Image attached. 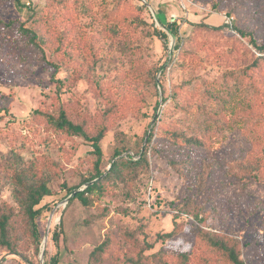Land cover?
I'll return each instance as SVG.
<instances>
[{
    "label": "rangeland",
    "instance_id": "374dc122",
    "mask_svg": "<svg viewBox=\"0 0 264 264\" xmlns=\"http://www.w3.org/2000/svg\"><path fill=\"white\" fill-rule=\"evenodd\" d=\"M20 1L0 6V20L44 31L45 50L55 66L0 59V207L9 204L19 211L9 170L16 160L26 170L43 156L57 162L58 171L48 181L57 194L45 198L41 205L49 206L38 219L43 243L52 216L44 261L57 254L59 264H123L128 255L138 258L128 234L146 258L127 264H156V253L173 260V252L191 251L193 244L185 234L159 238L174 228L176 209L170 203L176 201L187 204L181 219L186 232L199 225L234 238L246 264H264V55L258 58L250 38L214 28L227 14L264 43V0H189L187 10L178 1L152 0L164 10L163 23L151 13L154 25L147 11H139L138 0H62L71 9L54 28L44 13L54 0ZM172 23L179 25L181 39L171 32ZM155 28L167 32L168 40ZM176 53L200 62L180 68L170 64ZM162 64L169 68L157 72V84L147 82L143 72ZM137 75L143 79L138 85L131 82ZM6 102L9 113L2 109ZM61 103L87 120L90 133L107 127L104 171L116 148H129L122 154L127 156L143 138L145 146L156 121L157 136L173 130L205 137L212 159L198 170L150 154V171L137 181L112 187L88 206L79 200L66 203L61 195L95 172V156L82 136L55 135L32 120L33 110L57 113ZM251 130L260 138L249 148L244 140ZM62 220L56 244L52 236ZM107 238L111 246L99 260L91 259ZM42 243L37 250L23 242V253L0 247V264H42ZM148 243L153 247L145 249Z\"/></svg>",
    "mask_w": 264,
    "mask_h": 264
},
{
    "label": "trees",
    "instance_id": "16d2710c",
    "mask_svg": "<svg viewBox=\"0 0 264 264\" xmlns=\"http://www.w3.org/2000/svg\"><path fill=\"white\" fill-rule=\"evenodd\" d=\"M10 0H0V6H5ZM139 1V11L141 13L148 12L152 19L151 24H155L152 16V11L149 6L143 1ZM159 15L160 21L163 23L161 14L164 10L158 3L155 5L152 0H147ZM173 1V0H169ZM17 5H21L20 0H16ZM71 8L62 0H54L49 2L44 8L45 18L48 19L49 28H54L61 20H65L67 13ZM227 15V14H226ZM231 17L230 15H227ZM139 18V17H138ZM144 22V21H143ZM208 26L206 23H199V27ZM217 30L227 29L235 35L244 38H250V42L258 49V57L261 59L264 55V43L259 44L253 33L248 29L234 24V19L231 22L224 20V23L218 27ZM170 30L176 36H179V25L172 23ZM156 34L163 39L168 40V33L155 28ZM48 44V39L44 31L34 29L33 27H26L20 21H12L5 23L0 20V59L4 60L5 56H11L16 60L31 65H41L44 67L55 66L45 50ZM180 43L178 44V47ZM180 68H196L199 64V59H187L184 54H175L171 58L173 63ZM259 63H254V67H258ZM165 64L158 66L156 69L146 70L143 75L147 82L152 81L157 84L156 74L159 70L169 68L164 67ZM171 67V65H170ZM131 79L133 84H140L143 79L139 77ZM163 86V85H162ZM166 98L164 99V102ZM159 101L155 105V109L159 107ZM2 109L5 113L10 112V104L6 102ZM80 117L75 115L72 110L61 103L57 113H53L48 109L37 108L32 112V120L44 125V128L51 130L52 134L65 136H82L89 140L92 144V154L95 156L94 166L95 172L89 176L84 177L82 181L76 185L67 187V190L61 199L67 198L74 191L75 195L71 196V203L79 200L82 204L88 206L95 200H100L104 195L109 193L110 189L116 185L133 183L137 181L143 174L150 171V154L152 156H164L168 162L174 166L197 168L198 170L212 159L211 151L207 145V139L199 136H186L178 131H163L160 136H157L158 121H156L147 143L143 146V141L139 143L133 154L123 156V152L129 151V148H116L112 159L109 162L110 167L107 170H102L103 150L102 141L105 138L108 129L106 126L100 127L94 132L89 131L87 120H80ZM157 120V119H156ZM260 135L257 130H251L246 135L244 142L249 143V148L252 140H259ZM14 166H10L11 177L14 180L15 191L14 196L19 204V211H16L11 205L6 204L0 207V247L6 248L12 252H22L20 249L23 242L36 245V249L42 243L38 219L41 217L44 207L49 205H41L46 197L56 195L48 181L51 174H56L58 171V164L56 161L48 156H43L37 163L36 167L29 170L20 169V162L15 161ZM18 162V163H17ZM93 181L92 183H90ZM236 181L234 184H236ZM90 183V184H88ZM87 185L83 190L77 191L79 185ZM245 183H241L240 187L244 188ZM170 204L176 209L174 216V228L170 231L159 234L161 239H174L181 235H190L193 239L191 251L179 250L173 252L169 257L165 254H154L156 264H246V259L242 256V251L239 242L234 238L218 234L217 232L207 230L202 226L196 225L192 230L186 232L181 223L183 215L186 213L187 204H179L172 201ZM64 223L60 225V230H55L52 236L53 241L57 244L60 240L61 232L63 231ZM25 236V237H24ZM130 240L135 241L138 247V258L135 259L129 255L125 258L123 264L129 262L141 263L146 256L144 255V248L138 246V242L128 234ZM112 240L105 239L97 245L91 252V259L99 260L107 249L111 246ZM152 244H147L145 249L152 248ZM58 255H54L46 259L45 264H59Z\"/></svg>",
    "mask_w": 264,
    "mask_h": 264
},
{
    "label": "water",
    "instance_id": "95a60500",
    "mask_svg": "<svg viewBox=\"0 0 264 264\" xmlns=\"http://www.w3.org/2000/svg\"><path fill=\"white\" fill-rule=\"evenodd\" d=\"M148 6H149V8L151 9V11H152V13H153V15H154V17H155V20L157 21V22H159V18H158V14L156 13V11L154 10V8H153V6L147 1V0H143ZM172 50V49H171ZM158 82H159V79H158ZM156 120V119H155ZM148 137H149V134L147 135V137H146V139H145V142H147V139H148ZM93 181H91L90 183H92ZM90 183H88V184H90ZM87 186V185H86ZM81 190H83V189H78L77 191H81ZM75 193H76V191H74L71 195H69L67 198H65L66 200H65V202L66 203H68L69 202V199L71 198V196H73V195H75ZM51 219H52V216H51ZM49 220V223H48V230H47V232H46V235H45V238H44V240H43V243H42V249H41V254H40V256H41V261H42V264H44V259H45V254H46V246H47V242H48V237H49V229H50V225H51V221L52 220Z\"/></svg>",
    "mask_w": 264,
    "mask_h": 264
},
{
    "label": "built area",
    "instance_id": "2783aa9c",
    "mask_svg": "<svg viewBox=\"0 0 264 264\" xmlns=\"http://www.w3.org/2000/svg\"><path fill=\"white\" fill-rule=\"evenodd\" d=\"M173 1H178L179 4H180L184 9L187 10L189 0H173ZM224 20H226L227 22H231V21L233 20V17H229V16L225 15Z\"/></svg>",
    "mask_w": 264,
    "mask_h": 264
}]
</instances>
